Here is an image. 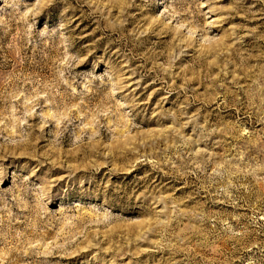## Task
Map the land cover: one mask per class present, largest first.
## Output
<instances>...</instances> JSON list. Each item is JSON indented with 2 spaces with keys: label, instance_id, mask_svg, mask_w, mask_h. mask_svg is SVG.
I'll list each match as a JSON object with an SVG mask.
<instances>
[{
  "label": "rangeland",
  "instance_id": "rangeland-1",
  "mask_svg": "<svg viewBox=\"0 0 264 264\" xmlns=\"http://www.w3.org/2000/svg\"><path fill=\"white\" fill-rule=\"evenodd\" d=\"M0 264H264V0H0Z\"/></svg>",
  "mask_w": 264,
  "mask_h": 264
}]
</instances>
